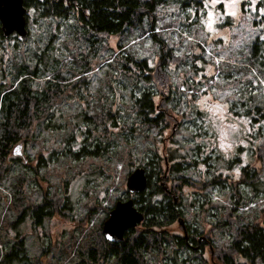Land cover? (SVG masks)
Segmentation results:
<instances>
[{"label":"rangeland","instance_id":"rangeland-1","mask_svg":"<svg viewBox=\"0 0 264 264\" xmlns=\"http://www.w3.org/2000/svg\"><path fill=\"white\" fill-rule=\"evenodd\" d=\"M259 3L264 6V0H259ZM248 4L249 0H236L239 24L228 15L222 16L221 35L230 31L229 21H232V27L237 28L235 35L230 37L234 47L223 74L228 78L230 71L231 77H235L230 79L231 88L225 86L229 91L235 89L231 99L233 119L229 122L237 125V132L229 137L230 150L219 147L218 139H214V129L207 124L195 123L202 113L190 111V105L174 83L184 82L188 74L193 73V84L186 85V89L204 86V80L195 79L197 67L184 62L175 71H166L179 59L175 56V44L179 43L184 48L179 37L185 31H192L185 24L184 14L173 4L159 8L156 13L155 29L163 27L159 33L154 30L140 38L134 35L104 36L99 45V57L88 58L91 63L87 73H77L83 64L78 58L87 60L84 54L88 53L89 47L81 38L73 17L67 20L52 16L40 18L33 10L30 13L35 16L27 19L29 34L24 40L13 36L0 39L1 83L9 87L14 84L15 70L21 66H29L31 70L28 72L37 77H52L55 70L51 69L60 66L61 73L67 77L63 82L64 94L58 93V103L54 104L57 112L32 129V140L19 141L12 147L8 158L17 157L18 163L0 178V257L17 233L23 238V252L11 264H78L87 247L100 243V237L103 238L101 226L109 210L118 200L130 198L125 185L129 173L136 167H142L146 174L149 173L144 161L150 159L154 147L149 138H145L149 136L148 132L138 124L132 105V97H140L143 92L153 94L154 103L160 105L163 117L166 116L168 126L159 136L162 143L155 145L158 154L163 159L171 154L172 164L181 162V156L185 157L178 173L168 175V169L164 167V177L184 173L194 181L208 180L214 175L229 178L224 185H213L204 191L182 186L173 194L178 197L175 206L184 215L185 229L188 227L197 241L188 243L193 249L178 250L177 263L182 264L188 258L193 259L191 264L198 263L196 257L200 251L207 260L210 259L213 254L210 246L227 245L237 223L254 222L264 229V148H261L264 147V121H249L251 116L256 117L251 114L253 107L264 108V85L252 84L253 80H264V75H261L264 71V56L261 55L264 44L259 43L256 54L251 53L256 38L247 39L250 29L243 23V17H249L248 23L255 28L257 16L253 22L251 13L255 12L248 8ZM169 8L176 11L169 12ZM243 9L246 12H242ZM215 11L221 13L223 5L217 4ZM196 31L199 39V29ZM169 33L171 37L165 40ZM156 34L161 39L159 43H166L168 48L163 49H167V55H171L160 71H156L160 46L156 38L153 40L150 36ZM251 35L255 37L256 33L251 32ZM207 46H211V41ZM111 55L114 60L109 59ZM128 55L145 60L154 70L155 83L135 82V75L122 72L121 63ZM184 59L187 61L188 57ZM32 70L38 72L32 74ZM254 70H259L256 77L251 76ZM182 112L186 113L184 117ZM107 115L111 118L104 124L97 120ZM113 121L115 127L111 126ZM17 144H20L19 156H13ZM255 147L262 149L261 158L250 150ZM189 159H194L195 163H190ZM244 167L250 174L256 171L257 180L253 185L241 183ZM233 169H239V172ZM19 173L24 177L17 182L21 178ZM151 177V182H154L155 175ZM232 182L237 183L241 194L237 205L230 196ZM15 183L23 191L22 203L25 205L24 214L17 221L15 219L20 212L16 209L19 208L9 206ZM42 203H46L44 211L52 212L48 216L43 215L41 224L34 225L32 209ZM12 222L18 223L11 227L8 224ZM182 232L176 222L168 228V233L181 236ZM170 254L169 249L166 256ZM149 257L153 264H162L160 257Z\"/></svg>","mask_w":264,"mask_h":264},{"label":"trees","instance_id":"trees-1","mask_svg":"<svg viewBox=\"0 0 264 264\" xmlns=\"http://www.w3.org/2000/svg\"><path fill=\"white\" fill-rule=\"evenodd\" d=\"M74 1H76L78 5V14L72 17L75 18L81 38L89 47L88 53L84 54L87 60H84L83 57L78 58L79 63H83L77 71L78 74L88 72L91 63L88 58L90 59L91 57L96 59L99 57V45L104 36L113 35L128 37L134 35L138 38V36L142 37L150 34L156 27V13L158 9L167 5L173 4L176 7L200 8V4L197 3V0ZM33 3H35L34 0H24L25 7L31 6ZM62 5V2L46 4L47 10L43 13V17L52 16L67 20L69 16ZM244 10L245 9H243L242 12H246ZM251 15L254 22L257 14L251 13ZM259 22L260 21L257 20L255 25ZM150 36L153 40L155 37L157 40L156 43L160 46L161 55L159 56V65L157 64L158 66H156V71H160L162 65H164L165 61H168L167 59L171 55H167V49L163 48L168 47L165 42L161 41L162 43H159L161 39L157 38V34ZM15 38L18 39L17 37ZM20 39L24 40V38ZM259 43L260 45L261 43L264 44V42L256 38L251 47L252 54H256L257 50L260 48ZM118 46L123 47L121 45ZM252 54L251 57H253ZM112 55L109 58L110 60H114ZM261 55L264 56V51ZM128 56L129 57L125 58V61L121 63L123 65L122 72L125 75H135V82L142 81L144 83H151L153 81V83H155V79L152 75L154 70L148 67L145 60L134 58L131 55ZM26 74H29L27 68L21 66L16 72L14 79ZM66 78L65 76L56 75L52 77L53 80H48L46 88L42 91V97H34L32 95L30 89H33L31 84L33 81L31 78L23 79L21 82L23 84L21 86L0 95V178L4 177L10 172L12 167L18 163L17 157L8 158L12 147L19 141L27 142L32 140V129L35 126H40L41 123L43 124V122L50 117L44 116L42 118V116L39 115L42 113L43 104L50 109L52 105L58 103V93L64 94L65 88L61 83L64 82ZM12 85L13 84H10V87L9 85H5L4 88L3 86L2 88L3 90H8ZM39 93L40 92H37L38 95ZM63 98L65 97L63 96ZM43 101L46 104L43 103ZM132 105L138 124L144 127L146 132H148L147 134L149 136L145 138H149L154 147L150 159L144 161L145 167L149 171V173H147L148 184L146 190L137 195H128L130 198L132 197L134 204L137 205V209L143 213L144 220L136 227L130 228L124 234L123 241L120 243H109L100 237V243L92 247H87L85 256L79 259L78 264H153L149 256L160 257L162 264H178L176 260L178 250L185 248L193 249L188 243L195 244L197 241L191 236V233L186 234V237L183 232L181 236L168 233V228L175 222L177 223L178 217H181L183 221L185 220L184 215H182L181 211L176 209L175 204H173L172 195L182 186L204 191L213 185H224V183L229 182V178L226 179V177H221L220 175H214L210 179L203 181H194L189 176L184 175V173L180 176L164 177V159L158 154L155 145L157 143H162L163 139L159 138V136H162L163 130L168 126L165 121L166 116L163 117L160 105L154 103L153 94L150 92H143L140 97H132ZM246 114L248 115V113ZM251 114H255L256 117H248L250 122L251 120L260 122V119L264 121L263 106L253 107V109H251ZM185 115L186 113L182 112V117ZM110 118L111 115H107L100 119L97 118V120H100L104 124ZM111 126L115 127L114 121ZM152 130H155V133L150 134ZM261 148L255 147L250 150L252 153L257 152L258 157L261 158ZM184 158V156H181V162L172 164L170 163L172 155L170 154L167 156V162L169 163L168 175L180 171L182 164H184ZM235 162H237V160ZM190 163H195L194 159H191ZM152 174L155 175L154 182H151ZM18 177H21L17 180V182H20V180L23 179L22 177H24L23 173H19ZM240 180L241 183L253 185V182L257 180V173L254 171L250 174L248 169L244 167L241 170ZM16 183L14 184V192L11 196L12 200H10L9 206H16L20 209L15 208L17 212H20L19 217L15 219L17 221L23 216L25 205L22 203L24 200L23 191H20V186ZM232 183L229 190L230 196L234 198L235 205H237L239 204V200H241V194L237 190V183ZM168 184H170L169 187ZM164 187H166L170 193H166ZM45 204L46 203H42L32 209L34 225L41 224L43 215L48 216L51 214L52 210L47 212L44 211L43 208H45ZM48 204L51 206V203ZM235 217L237 218L238 216L236 215ZM17 223L18 222L13 224L12 222L7 224L11 227H15ZM232 230L233 234L227 245L210 246L213 250V254L208 260L202 255L203 251H200L199 256L196 257L198 261L196 264H207L208 262L216 261L218 264H264V229L258 223L246 222L244 224L237 223ZM206 241L209 243L207 239ZM22 243L23 238L17 233L13 241L9 242L7 250L2 253L0 264H11L14 260L18 259L19 254L23 252ZM200 245H202V242ZM169 249L171 254L167 257L166 254ZM166 259H168L167 262H165ZM192 260L191 258H188V260L184 259L182 264H191L190 262Z\"/></svg>","mask_w":264,"mask_h":264},{"label":"snow or ice","instance_id":"snow-or-ice-1","mask_svg":"<svg viewBox=\"0 0 264 264\" xmlns=\"http://www.w3.org/2000/svg\"><path fill=\"white\" fill-rule=\"evenodd\" d=\"M197 3L200 4L199 10L187 7L185 12L184 6L179 7V12L184 14L185 24L192 31H185L182 37H179L183 41L184 48H181L179 43L175 44V56L179 59L175 64L169 65L166 71H175L177 66L184 62L189 65L194 64L197 67L195 79L197 81L204 80L206 82L204 86L195 85L186 89V85L193 84V73H189L184 82L175 81L174 83L179 92L184 95L188 105H190V111L202 113L195 123L207 124L214 129L216 132L214 139H218L219 147L230 150L232 144L228 142L229 137L232 133L237 132V125L229 122L233 119L231 108H234V105H231V99L232 91L235 89L229 91L228 88H231L230 79H235V77H231L230 71L228 78H225L223 74L230 63L228 59L229 53L234 47L230 37L235 35L237 28L232 27V21H229L230 31L221 35V29L223 27V15L232 17V20L237 21L239 24L236 0H227V3H225V0H197ZM217 4L223 5L221 13L215 11ZM248 8L257 14V20L260 22L255 28H252L251 24L248 23L249 17H243V23L247 24L250 29L247 39L258 38L264 42V6L260 5L259 0H249ZM168 11L173 12L176 9L169 8ZM197 29H199V39H197ZM162 30V25L155 29L157 33ZM251 32H255L256 36L253 37ZM170 37L171 33H169V37L164 39L167 40ZM138 38L140 37L138 36ZM209 41H211L210 47L207 46ZM135 42L133 41V43ZM237 43H240V41H237ZM185 56L188 57L187 61L184 59ZM257 71L259 70L252 71L251 76L256 77ZM261 75H264V71L261 72ZM257 83L264 85V80L252 81L253 85ZM225 86H228V88ZM14 152L19 154V149H14ZM225 158H227V155ZM233 171L238 173L239 169H233ZM136 179L135 176L128 177V186L134 187ZM132 215L133 210L130 204L117 203L110 210L111 226L106 229L107 235L105 238L108 240L113 239V234L119 231Z\"/></svg>","mask_w":264,"mask_h":264},{"label":"water","instance_id":"water-1","mask_svg":"<svg viewBox=\"0 0 264 264\" xmlns=\"http://www.w3.org/2000/svg\"><path fill=\"white\" fill-rule=\"evenodd\" d=\"M25 12L26 9L23 6L22 0H0V24H1V33L3 38L9 37L13 33L21 38H24L26 36ZM14 149H20V144H17V146ZM13 156H19V154H16V152H14L13 150ZM164 163L166 165L165 170H167L168 169L167 157L164 158ZM130 176H135L137 178L134 183V187L128 186L127 179ZM147 184H148L147 174L145 169L142 167H136L133 171H131L127 176L125 182L127 192L130 195H137L138 193L144 192L147 188ZM164 190L166 193H170V191L166 187H164ZM177 198L178 197L176 195H172L173 204L177 203ZM117 203L130 204L133 210V215L129 220H127L123 224V226L119 229V231L113 234V239L108 240L105 238V236L107 235L106 229L110 228L111 226L110 210L114 208ZM112 208L109 210L107 217L104 219L102 223L101 233L105 241L116 244L123 241L124 234L130 228L136 227L144 220V215L140 210L137 209L132 198H128L125 201L118 200L117 202H115ZM177 223L178 225L181 226L184 236L186 237V229L183 219L181 217H178Z\"/></svg>","mask_w":264,"mask_h":264},{"label":"flooded vegetation","instance_id":"flooded-vegetation-1","mask_svg":"<svg viewBox=\"0 0 264 264\" xmlns=\"http://www.w3.org/2000/svg\"><path fill=\"white\" fill-rule=\"evenodd\" d=\"M34 1H35V3H33L31 6L25 7L24 6V0H22L23 6L26 9V12H25V22H27V19H28L29 16H30V18H32L33 16H35V15H32L30 13L33 10H35L38 13V15H39L40 18H43V15H44L43 13L46 12V10H47L46 4H48V3L54 4L55 2H57V3L58 2H62V4H63L62 6L66 9V13L68 14L69 18H71L73 15H77L78 14V5H77L76 1H74V0H34ZM71 5H72V7H71ZM25 28H26V36H27L29 34V32H28V28L26 27V25H25ZM10 36L17 37L18 39L21 38V37L17 36L14 33L11 34ZM0 39H5V38H3L2 33H1V24H0ZM26 68H27V70H31V68L29 66H26ZM18 69L15 70V72H17ZM51 70H55V72H54V74H53L52 77H54L56 75L57 76H60V75L63 76V73H61L62 72L61 71L62 70V67L58 66L57 68L51 69ZM45 71H47L46 68H45ZM35 72H38V71L37 70H34L32 72V74H34ZM28 73L29 74H26V75L19 76V77L15 78V81H14V84L12 85V87L10 89H8V90H3L2 92H0V95H3L5 93H7L9 91H12V90L16 89L17 87L21 86L23 84V83H21L23 81V79H25V78H31L32 81H33L31 83L32 86H33V89L32 88L30 89L32 95L34 97H37V96L42 97V91L46 88L47 81L48 80H50V81L53 80L52 77L51 76H38L37 77V76L31 75L30 72H28ZM61 84H63V82ZM5 85L6 84L4 82L3 83L0 82V89H1L2 86H5ZM37 92H40L39 95L37 94ZM43 103H45V102L43 101ZM47 107L48 106H46V105L43 104V109L41 110L42 113H40L39 115H46V116H50V117L52 115H55V113L57 112V110H56L57 106L52 105L50 107V109L48 107V110H47ZM46 110H47V112H46ZM190 233H191L190 230L188 228H186V234H190ZM194 249H196V248L194 247Z\"/></svg>","mask_w":264,"mask_h":264}]
</instances>
